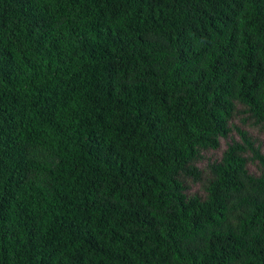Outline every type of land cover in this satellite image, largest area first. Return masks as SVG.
Instances as JSON below:
<instances>
[{"label": "trees", "instance_id": "trees-1", "mask_svg": "<svg viewBox=\"0 0 264 264\" xmlns=\"http://www.w3.org/2000/svg\"><path fill=\"white\" fill-rule=\"evenodd\" d=\"M236 120L264 131V0H0V264H264Z\"/></svg>", "mask_w": 264, "mask_h": 264}, {"label": "rangeland", "instance_id": "rangeland-1", "mask_svg": "<svg viewBox=\"0 0 264 264\" xmlns=\"http://www.w3.org/2000/svg\"><path fill=\"white\" fill-rule=\"evenodd\" d=\"M235 124L238 125L239 127L245 129L252 138L255 139L256 145L259 146L261 153H264V131L259 129L258 127L252 126L251 124L247 123L245 126H242V124L239 122V120L235 121ZM234 137L237 139L235 133L233 132L231 134L230 138L227 139H221L220 140V149L217 151H211L204 153V158L201 160L198 164L197 167L200 170H204L206 166L216 160H219L222 152L226 149L228 143H230L231 138ZM248 170L251 174L258 175V169L254 164H250L248 167ZM189 185V193H202L200 183H191L190 181L188 182Z\"/></svg>", "mask_w": 264, "mask_h": 264}]
</instances>
